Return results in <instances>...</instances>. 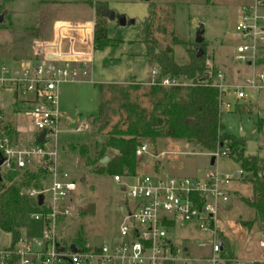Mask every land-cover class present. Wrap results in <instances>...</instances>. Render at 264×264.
Masks as SVG:
<instances>
[{
	"label": "rangeland",
	"instance_id": "374dc122",
	"mask_svg": "<svg viewBox=\"0 0 264 264\" xmlns=\"http://www.w3.org/2000/svg\"><path fill=\"white\" fill-rule=\"evenodd\" d=\"M252 0H3L0 1V55L8 66H16L10 60L18 56L21 47L27 44L31 34L38 28V20L91 21L94 22L95 2H105L113 14L108 18L107 36L114 44L102 50H93L90 77L87 82L66 84L59 87L58 120L56 132L47 136L43 144L45 151L55 153L56 171L74 180L75 198L82 205L79 217L66 226L61 236L63 245H79L89 242L93 245L112 244L117 240L118 228L129 197L121 191V185L113 180L114 175L96 174L89 161L96 167L103 158L110 161L116 151L107 149L100 158L99 150L106 140L109 128L119 121L113 105L104 109L108 127H103V120L97 117L99 92L95 85H105L102 101H109L114 94L131 87L129 100L145 110L147 118L152 114V100L146 92L153 80L152 71L156 64L149 63L147 49L154 51L151 57L166 47L172 49L174 60L178 64L187 63L189 56L197 49L204 51V62L208 59L213 69L224 74L226 85H239L247 69L233 60L235 41L231 32L235 25L238 11ZM150 6L154 9L151 44L146 45L141 36L142 25L148 16ZM124 19L126 24L120 25ZM131 21H134L131 23ZM34 30V31H33ZM203 30V42L194 43L197 31ZM27 36L28 38H24ZM9 61V62H8ZM239 69V74H236ZM191 84V81L178 78ZM64 85V84H62ZM61 89V90H60ZM5 101L13 102L9 92L1 94ZM220 122L226 133L243 144L246 156H256L264 174V91L253 102H236L229 88L221 96ZM20 105L12 112L9 103L4 104V120L0 122L1 130L9 134L11 126H17L18 133L23 134L22 143L31 144L38 134L29 119L28 107L20 102L22 96L13 98ZM226 104L227 106H223ZM3 113V110H1ZM92 118V123L89 119ZM86 121L88 127L76 132L77 126ZM10 123V124H9ZM244 133L243 135L241 134ZM151 143L152 148L140 157H136L133 175H119L122 184L130 185L135 179L166 172L168 177L201 178L209 170L211 153L184 141L158 137ZM81 151L85 153L81 155ZM36 170V168H29ZM240 167L231 159L217 157L214 170L219 176L232 174ZM47 171V170H46ZM250 175L230 185L229 201L219 204L215 227L218 238L224 243L227 259H238L241 264L252 261H264V249L258 246L263 241L262 225L249 205L251 200ZM47 182L51 178L46 175ZM43 182V181H42ZM124 210L126 208L124 207ZM243 225H246L245 227ZM17 230L29 237L40 236L41 226L30 219L21 217L16 223ZM181 249L188 250V257L193 258L186 264H207L200 261L209 255L211 235L196 230L191 224L177 225L169 232ZM11 244V237L0 230V250ZM198 244H203L198 247ZM259 262V261H258ZM117 264V263H115ZM165 264H184L181 261Z\"/></svg>",
	"mask_w": 264,
	"mask_h": 264
},
{
	"label": "built area",
	"instance_id": "2783aa9c",
	"mask_svg": "<svg viewBox=\"0 0 264 264\" xmlns=\"http://www.w3.org/2000/svg\"><path fill=\"white\" fill-rule=\"evenodd\" d=\"M63 27L76 31L77 36L59 37L56 45L36 41L30 47L32 56L25 61H11L16 65L13 67L5 64L0 55V122L1 94L7 90L15 99L22 96L20 102L28 105L29 119L38 131L31 144H24L2 131L0 124V173L36 168L47 170L51 178L49 182L44 179L38 189L21 191L37 205L38 195L43 196L38 211L22 216L37 222L41 226V235L29 237L21 234L13 249L8 246L0 250V264H165L176 261L186 264L193 258L188 257L187 249H181L169 237V232L185 223L211 235L209 255L200 261L241 264L225 257L215 227L219 204L229 201L231 183L245 175L241 169L219 176L209 168L201 178H177L168 177L166 172L155 173L139 177L130 185L122 184V178L115 175L113 180L129 197L124 205L118 206L124 214L117 240L101 245L89 242L62 244V231L79 217L83 208L75 198L74 180L66 174L59 178L55 162L51 164L55 153L45 151L43 144L48 135L56 132L59 87L64 83L80 84L89 80L94 23H69ZM231 38L235 41L233 60L247 69L241 84L226 85L224 74L215 71L210 60L204 62L207 77L204 83L218 90L220 111L225 88L230 89L236 102H253L264 91V0H252L239 9ZM50 47L58 49L53 52ZM239 72L237 69L236 74ZM152 76L150 85L165 88L191 85L175 77H162L157 83L158 70H153ZM87 127L88 123L84 121L77 126L76 132ZM43 131V141L38 143L37 137ZM151 148V143H141L135 149V156L140 157ZM211 156H215V160L217 157L229 159L226 151H216ZM258 246L264 249V240L259 241ZM255 263L264 264V261L249 264Z\"/></svg>",
	"mask_w": 264,
	"mask_h": 264
},
{
	"label": "trees",
	"instance_id": "16d2710c",
	"mask_svg": "<svg viewBox=\"0 0 264 264\" xmlns=\"http://www.w3.org/2000/svg\"><path fill=\"white\" fill-rule=\"evenodd\" d=\"M93 9V50H102L114 44V41L108 38L106 30L110 11L105 2H95ZM154 15L153 6H150L141 33L144 39L142 42L146 45L153 42L151 34ZM153 52L152 48L147 49L146 57L149 58L150 64L154 62L157 66V83L162 77H181L191 81V85L170 88L150 85L146 92V96L152 100L150 118L146 117L145 110L129 100L131 87L114 94L109 101H102L101 94L105 85H95L99 92L97 117L102 118L103 127H108L104 113L106 105H113L114 113L119 117V121L107 131L99 155L102 158L107 149H112L117 154L106 163L105 168L96 167L93 161H89L87 165L92 166L96 174L119 176L125 171L126 175H133L136 165L135 149L143 141H153L158 137L184 141L207 153L226 151L227 158L237 163L246 175L251 176L249 205L260 220L264 240V174L261 172L258 158L246 156L241 141L226 133L220 122L219 92L204 83L207 79L204 51L200 58L196 57L197 52L191 54L188 62L184 64H178L174 60L170 47L151 57ZM84 154L81 151V155ZM46 175L47 172L41 169L0 173V230L11 237L10 249L14 248L21 235L16 223L25 214L39 210L37 203L26 198L21 191L40 188ZM221 244L224 252L223 241Z\"/></svg>",
	"mask_w": 264,
	"mask_h": 264
},
{
	"label": "crops",
	"instance_id": "0c3cea01",
	"mask_svg": "<svg viewBox=\"0 0 264 264\" xmlns=\"http://www.w3.org/2000/svg\"><path fill=\"white\" fill-rule=\"evenodd\" d=\"M85 22H89V21H85ZM69 23H83V22H80V21H64V20H47V19L46 20H40V21L38 20V22H37L38 29L37 30L39 32H37V31L35 33L33 32L31 34V36L29 37L27 44H25L23 47H21V49L18 53L19 55L18 56H11L15 59H12L10 61L28 60L32 56V52L30 50V47L36 41L42 42V43L46 41L50 45H52V44L56 45L59 37H64V36H68V35H71V36L76 35L77 36L76 31H72L70 29L63 27ZM24 38H28V37L25 36ZM51 48H52L53 52L58 49V48L53 49V47H50L49 49H51ZM92 54H93V51H92ZM66 84H71V83H64V85H61V86H63V88H64V87H66ZM9 97H11L12 101L15 103V101L13 99L15 97L10 92H9ZM13 102L9 103L8 101H5V98H3L2 105H1V110H3V113L1 112L2 120H4V108H5L4 104H6V103L11 104L8 107H9V109H11L12 112L19 110L20 105H17V104L15 105V104H13ZM26 106L28 107V105H26ZM89 123H92V118L89 119ZM2 126L3 125H1V127ZM10 126H11V129L9 131L10 132L9 135L14 139L22 141L24 135L18 133L17 126H14L13 124H10ZM235 260L239 261L238 259H235ZM257 261H260V260H257Z\"/></svg>",
	"mask_w": 264,
	"mask_h": 264
},
{
	"label": "water",
	"instance_id": "95a60500",
	"mask_svg": "<svg viewBox=\"0 0 264 264\" xmlns=\"http://www.w3.org/2000/svg\"><path fill=\"white\" fill-rule=\"evenodd\" d=\"M113 17H114L113 14L111 12H109V18L113 19ZM2 20H3V17H2V15H0V23L2 22ZM133 22L134 21H131V23H133ZM125 24H126L125 20L121 19L120 20V25L124 26ZM202 33H203V30H199V31L196 32L195 40H194L195 44L200 45L203 42ZM196 52H197V55H196L197 58H200L202 56V54H203L202 49H197ZM241 134L243 135L244 133H242V131H241ZM44 135H45V131L41 132L38 135V137H37V142L38 143H41L43 141ZM108 160H109L108 158H103L100 163L101 164L107 163ZM1 163H2V159H0V165H1ZM214 163H215V156H211L210 161H209V168L211 170L214 169ZM121 191H124V188H122ZM42 199H43V196L41 194L38 195L37 202H38L39 206L42 204ZM71 250L74 251V247H71Z\"/></svg>",
	"mask_w": 264,
	"mask_h": 264
}]
</instances>
